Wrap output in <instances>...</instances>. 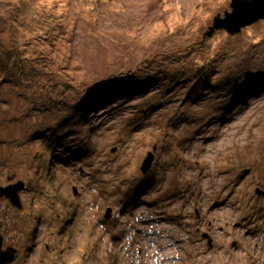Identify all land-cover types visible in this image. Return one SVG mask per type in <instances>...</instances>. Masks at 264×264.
<instances>
[{
  "label": "rangeland",
  "instance_id": "rangeland-1",
  "mask_svg": "<svg viewBox=\"0 0 264 264\" xmlns=\"http://www.w3.org/2000/svg\"><path fill=\"white\" fill-rule=\"evenodd\" d=\"M232 2L0 0V37L52 30L0 56L5 264H264V19L210 31ZM79 76L136 88L76 119Z\"/></svg>",
  "mask_w": 264,
  "mask_h": 264
},
{
  "label": "trees",
  "instance_id": "trees-1",
  "mask_svg": "<svg viewBox=\"0 0 264 264\" xmlns=\"http://www.w3.org/2000/svg\"><path fill=\"white\" fill-rule=\"evenodd\" d=\"M23 15L21 17H23ZM15 20L16 19H14V21ZM6 26L10 30L11 29H14L13 23H9L8 21H6L5 22V30L3 32H1V35H3V36L5 34H7V32H8V30H6ZM27 29H25V34H27V35L20 36V35H17L16 33H14L11 30V34H10L9 38L0 37V52L3 54L2 55L0 53V56H3L7 60H12V62L10 64L13 63L14 67H17V68H21L22 65H23L22 63H20V61H22L23 58H21V57H19V59L17 58L18 53H19V51L21 50L22 47H26V45H28L29 46V49H30V52L27 53V54L34 55V53L31 52L32 50L35 51V53H37V52L38 53H41L42 50L45 52V48L43 47L44 43L46 41L51 42V38H49V33H50V31H52L51 29H48L45 32V33H47V35H44V34L41 35L40 34L41 36H37V37H34V35L38 33L37 30H35V29H33V30H30V29L27 30ZM43 31H44V28H43ZM31 39L33 40V43H36V44H39L40 43L41 44V47L39 49L33 48V44L31 42H29ZM14 50H17L18 53H17L16 56L13 57L12 53L15 52ZM60 56H63V58H65V61L66 62H64V64H66V63L69 64V63L72 62L70 60L68 62V59L69 58L65 54H60ZM27 59H30V57H27ZM59 63H60V66L62 67L63 64L61 62H59ZM1 65L4 66L5 69L7 70V68H8L7 65H9V64L6 63V62H2ZM125 65L124 64H121L119 66V69L116 72L123 71V69H125L126 71H128L129 68L128 69L127 68H123V66H125ZM71 66H72V63L69 65V67H71ZM200 68H203V67L201 66V67L196 68V72L198 73V75L200 76V79H201L203 75L200 74L201 73ZM21 70H22V74H26L28 72V70L27 69H24V67L21 68ZM79 77H81V76H79ZM92 77H95V75H93ZM67 80L68 81H72V79H70L69 77H67ZM89 81H90V79H86L85 76H82L81 78L78 79L76 85L74 84L72 86L70 84V86H69L72 89L71 91H73V89H75V88L76 89L79 88V86L80 87L81 86H83V87L85 86L84 92L86 93V95L83 98H79L78 101L76 103H74L73 106L70 107V109H72L71 110L72 112L77 113V112L80 111L81 114H80V116L75 117L76 119H80L83 115L88 116L89 114L94 113L95 110H96L95 107H98V105H101V107L106 108L107 105H105V103L107 101H110V99H116L118 97V93H119L120 90H121V92L130 93V91L133 88H136L134 86H129L127 84L126 85H119V83H117V84H112L111 83L110 84L111 85L110 87H106L105 89H102L105 86L104 87H98V88L91 87V85L93 84V82L90 83ZM40 89L43 90L41 92H44V90L45 91L50 90L48 88V86L46 84H44V83H42L40 85ZM114 89H116V91L114 92V94H112L111 91H114ZM200 93L203 94L202 91ZM238 93H239V91L237 90V87H236L234 90L231 91L230 96H232V99H233V98L236 97V95ZM37 102H38V98L36 99L35 103H37ZM102 110H104V109H102ZM67 122L69 123V121H67ZM66 131L67 130H65L63 132L65 133ZM148 187L151 188V185H148ZM8 247H12V248L16 249L13 245H8ZM8 247H6V248H8ZM6 248H3V250H6ZM17 254H18V250H17Z\"/></svg>",
  "mask_w": 264,
  "mask_h": 264
},
{
  "label": "water",
  "instance_id": "water-1",
  "mask_svg": "<svg viewBox=\"0 0 264 264\" xmlns=\"http://www.w3.org/2000/svg\"><path fill=\"white\" fill-rule=\"evenodd\" d=\"M231 6L233 7V12L227 11L225 17L219 15L214 20V26L210 28V31L217 29H226V31L231 34H239L243 28L248 27L262 19H264V0H232ZM208 34H210L208 32ZM153 163V155H150L145 159L141 170L145 174L147 173ZM24 188V183L11 184L8 186H0V195L7 197L10 202L23 209V204L20 199V191ZM108 217L110 214L107 215ZM13 250L14 253L10 254ZM17 250L8 247L3 250V237L0 235V264H5L15 259V254ZM13 259V260H14Z\"/></svg>",
  "mask_w": 264,
  "mask_h": 264
},
{
  "label": "bare ground",
  "instance_id": "bare-ground-1",
  "mask_svg": "<svg viewBox=\"0 0 264 264\" xmlns=\"http://www.w3.org/2000/svg\"><path fill=\"white\" fill-rule=\"evenodd\" d=\"M246 96H247V94H246ZM260 97L263 98L264 97V94L263 95H260ZM191 137H194V136H191ZM142 188H145L144 191H147V182H143L142 185H141V187L139 186V189H142ZM198 201H199V199H198Z\"/></svg>",
  "mask_w": 264,
  "mask_h": 264
},
{
  "label": "clouds",
  "instance_id": "clouds-1",
  "mask_svg": "<svg viewBox=\"0 0 264 264\" xmlns=\"http://www.w3.org/2000/svg\"><path fill=\"white\" fill-rule=\"evenodd\" d=\"M2 236V235H1ZM3 237V236H2ZM4 239V238H3ZM3 248H4V243H3ZM7 249V248H6ZM15 256H16V254H15Z\"/></svg>",
  "mask_w": 264,
  "mask_h": 264
}]
</instances>
